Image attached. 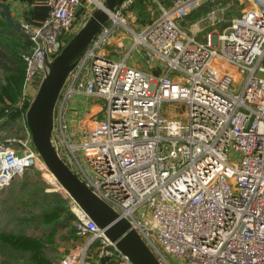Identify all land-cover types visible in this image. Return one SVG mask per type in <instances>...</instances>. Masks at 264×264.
Returning <instances> with one entry per match:
<instances>
[{
    "label": "built area",
    "instance_id": "built-area-1",
    "mask_svg": "<svg viewBox=\"0 0 264 264\" xmlns=\"http://www.w3.org/2000/svg\"><path fill=\"white\" fill-rule=\"evenodd\" d=\"M204 1L212 0H168L139 32L122 20L130 0L114 8L63 82L49 142L159 264H169L166 256L177 264H264V0H238L248 8L221 35L206 33L199 42L180 23ZM96 2L45 0V18L22 25L30 43L20 55L23 95L34 96L44 58L49 62L60 52L76 11ZM118 28L131 39L116 61L100 51ZM131 52L142 54L154 72L128 66ZM75 96L105 102L103 117H89L76 145L63 117ZM169 107L178 111L167 116ZM25 135L15 147L0 140V189L29 168H44ZM64 198L74 232L85 241L54 264H130Z\"/></svg>",
    "mask_w": 264,
    "mask_h": 264
},
{
    "label": "rangeland",
    "instance_id": "rangeland-1",
    "mask_svg": "<svg viewBox=\"0 0 264 264\" xmlns=\"http://www.w3.org/2000/svg\"><path fill=\"white\" fill-rule=\"evenodd\" d=\"M97 1L102 4L104 0ZM130 1L131 3L124 8L122 20L127 27H131L134 31L139 32V28L148 25L160 16L159 9L161 7L155 9L152 6L150 12H145L143 7L139 8L137 4L132 3V0ZM135 1H138L136 3H141V0ZM143 1L144 3L141 4L144 6L145 0ZM204 3H209L210 5L201 17L193 23L186 19H183L180 23L185 29H189L199 42H203L206 33H213L215 36L221 35L227 28L230 20L238 16L245 8H248L247 3L239 2L238 0L204 1L196 8ZM98 10L99 8L96 5H88L76 11L73 26L70 32L63 37V47L91 17L98 13ZM210 12L213 14L208 19L206 15ZM108 21L109 18L107 15L105 23L108 24ZM133 25L135 28L132 27ZM117 33L123 35L125 44L127 42L130 44L129 39L131 37L123 29L118 28ZM116 48V53L114 54L119 59L121 57L122 47ZM42 78L43 73H39L35 79V86L32 88V90H35L34 94ZM30 97L25 93L23 95L22 91H20L15 103V107L19 111L18 118L7 124H3L0 121V140L8 141L10 146L14 145L15 147L18 140L26 138L25 130L27 129L23 115L33 98V96L31 99ZM94 104L100 107V114L95 119H101L104 114L102 110L105 107V102L96 99ZM174 108L176 107H169L167 109L169 110L167 116H171L173 112L178 111ZM65 112L70 115L69 119L65 118ZM63 117L67 125V133L72 135L71 143L74 145L78 144L90 126L88 118H85L87 120H82V117L76 119L71 110H64ZM68 120L71 126L67 122ZM56 134V131L53 132V135ZM54 148L63 154L61 147L57 148L55 146ZM34 192L37 194H34ZM29 193L31 194L29 195ZM38 193L58 194L63 198L66 196L62 188L45 168H29L21 175L14 176L8 186L0 189V231H3L4 234H7L15 240L11 246V251L0 249V264H54L60 256L85 241V239L77 236L75 232L74 236L70 235V229L73 227L74 220L68 221L63 214L53 216L51 219L42 223H39L38 220L30 221L28 219L30 214L38 215L46 212L48 209V205L42 201ZM70 212L72 213L71 210ZM72 215L74 216L73 213ZM20 222L26 223L19 224ZM56 223L58 224L55 225ZM166 260L169 264H177L168 256H166Z\"/></svg>",
    "mask_w": 264,
    "mask_h": 264
},
{
    "label": "water",
    "instance_id": "water-1",
    "mask_svg": "<svg viewBox=\"0 0 264 264\" xmlns=\"http://www.w3.org/2000/svg\"><path fill=\"white\" fill-rule=\"evenodd\" d=\"M123 1L104 0L101 4L103 10L99 9L51 61L44 58L46 71L25 111L24 121L31 145L43 167L81 212L103 230L105 238L115 249L130 264H159L128 222L84 186L59 159L49 142L54 103L68 72L100 27L105 24L107 13L112 12ZM0 11L8 26L24 31L21 24L11 19L5 4L0 3Z\"/></svg>",
    "mask_w": 264,
    "mask_h": 264
},
{
    "label": "trees",
    "instance_id": "trees-1",
    "mask_svg": "<svg viewBox=\"0 0 264 264\" xmlns=\"http://www.w3.org/2000/svg\"><path fill=\"white\" fill-rule=\"evenodd\" d=\"M136 2L138 1L132 0V3L137 4L139 8H144L142 5L144 3L143 0H141L142 4ZM209 5V3L200 5L183 19L193 23L207 11ZM29 51L30 43L26 34L8 26L4 22L3 15L0 11V121H2L3 124L9 123L19 116V111L17 107H15V103L21 91L24 72V63L20 55ZM30 194L31 193H29V195ZM34 194L37 193L34 192ZM38 194L42 201L46 202L45 204L48 205V209L46 212L38 215L30 214L28 217L30 221L38 220L39 223H42L51 219L53 216H60L61 214H63L68 221H75V217L69 210V203L66 198L58 194ZM25 223L26 222H20L19 224ZM57 224L58 223L55 225ZM70 235H75L73 227L70 229ZM14 242V238L0 231V249L11 251V246Z\"/></svg>",
    "mask_w": 264,
    "mask_h": 264
},
{
    "label": "crops",
    "instance_id": "crops-1",
    "mask_svg": "<svg viewBox=\"0 0 264 264\" xmlns=\"http://www.w3.org/2000/svg\"><path fill=\"white\" fill-rule=\"evenodd\" d=\"M0 3L5 4L7 6L11 19L21 25H29L30 27L36 26L45 18L47 14L45 0H0ZM168 5V0H145V5L143 9H145V12H150L152 6L157 9L159 7H168ZM132 27H134V25ZM129 28L134 31V29H132L131 27ZM142 28L143 27L139 28L138 31H140ZM119 38L122 39L121 43L115 46V40ZM128 44L129 42L125 44L124 37L121 33H116L114 37H112L107 42V44L103 46L100 53L109 59L118 61L121 60L127 53L129 48ZM116 47H122L121 57L119 59H117V56H115L114 54L116 53ZM125 63L130 67L136 68L144 72H154L152 71V67L146 65L142 54H134V52H131L126 57ZM94 101L95 100L92 99L84 100L80 96H75L71 101L66 104L65 110H71L73 116H75L76 119L82 117V120H87L85 118H88L89 121V117L92 116V118L95 119V117L100 114V107L96 106L94 104ZM69 116L70 115L66 114L65 112V118L69 119ZM67 122L70 124L69 120Z\"/></svg>",
    "mask_w": 264,
    "mask_h": 264
},
{
    "label": "bare ground",
    "instance_id": "bare-ground-1",
    "mask_svg": "<svg viewBox=\"0 0 264 264\" xmlns=\"http://www.w3.org/2000/svg\"><path fill=\"white\" fill-rule=\"evenodd\" d=\"M96 6L100 9L103 10L102 5L99 2H96ZM107 15L109 16V13H107ZM52 145V144H51ZM52 176V175H51ZM53 177V176H52ZM54 179V178H53ZM55 180V179H54Z\"/></svg>",
    "mask_w": 264,
    "mask_h": 264
}]
</instances>
